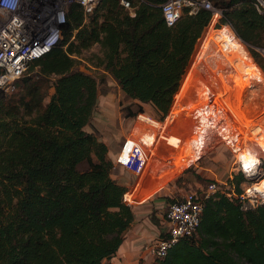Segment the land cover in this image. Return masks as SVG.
<instances>
[{
    "label": "trees",
    "instance_id": "obj_1",
    "mask_svg": "<svg viewBox=\"0 0 264 264\" xmlns=\"http://www.w3.org/2000/svg\"><path fill=\"white\" fill-rule=\"evenodd\" d=\"M165 1L130 0L131 10L121 0H99L90 13L71 3L58 43L32 61L16 80L17 90L0 88V264H116L110 259L135 214L124 199L127 188L111 175L108 146L97 131L85 129L99 95L112 88L80 66L95 44L102 52L97 64L134 100L123 110L127 118L142 112L144 102L165 115L179 88L192 93L199 60L206 69L202 86L234 109L238 120L245 124L264 114V92L250 94L264 79L263 56L242 41L264 48V7L260 11L257 0H209L222 10L219 25L225 24L212 29L210 23L183 80L213 11L200 6L190 14L187 4L168 25ZM51 79L54 91L45 103ZM262 140L246 139L247 152L264 157ZM245 179L235 173L228 180L236 195L205 201L197 233L211 236L215 247H188L197 234L183 237L148 264H264V205L243 207L238 194ZM150 217L161 226L154 213Z\"/></svg>",
    "mask_w": 264,
    "mask_h": 264
},
{
    "label": "built area",
    "instance_id": "obj_2",
    "mask_svg": "<svg viewBox=\"0 0 264 264\" xmlns=\"http://www.w3.org/2000/svg\"><path fill=\"white\" fill-rule=\"evenodd\" d=\"M98 2L99 0H0V88L6 91L15 88L16 80L28 71L32 61L48 53L58 43L61 37V25L66 20V11L71 3H78L83 7L85 13H90ZM188 2L190 14L196 13L200 6H204L211 9L213 13L222 15V10L215 8L209 0H189ZM121 3L128 9H134L130 0H121ZM161 6L167 24L174 25L183 14L184 0H166ZM256 6L262 11L264 0H257ZM179 90L174 96L169 111L164 115L165 118L170 112ZM186 97L191 98L192 94L187 91ZM200 100L202 104L193 108L194 113H192L193 119H196L197 122L194 126L188 127L189 132L184 136L188 139L191 137L190 144L185 142L186 139L185 141L179 139L178 144L169 143L175 149L178 147L181 153L184 152L182 145L187 144L186 154L193 157V160L206 153L211 146L219 144L229 147L237 158L236 151L233 150L238 147L236 144L240 139L244 146L245 138L248 136L251 138L264 136V127L261 122L250 119L243 124L238 120L235 110L230 109L227 104L217 98L213 91L209 93L206 86H201ZM153 107L156 109L154 105ZM144 112L138 113L133 118L131 132L124 137L113 161L115 165L121 166L127 174L134 178V180H130L132 185L128 186L131 192L125 186L127 191L124 194V199L129 204L133 202L132 195L134 193L141 199L139 201L150 198L155 187L162 183V180L168 178L167 170L160 171L161 173L154 178H148L145 174L152 159L159 151L160 144H164L163 137H166L167 140L169 138L162 135L160 118L158 120L149 112L146 111V114ZM215 117L217 119L213 122ZM178 125L177 123V128H179ZM194 129L197 130L194 131ZM234 131L238 135H234ZM167 132L168 129L165 134ZM190 132L194 133L193 136L190 135ZM150 133H154L156 136L155 143L145 140V137ZM155 160L157 161L156 158ZM171 163V161L167 162L168 165ZM263 165L264 157L255 161L256 170L253 175H258L262 171ZM172 168H176L175 164L170 166L168 173ZM239 168L244 174H248L241 165ZM263 177L264 175L260 179ZM157 178H161L159 182L156 181ZM243 183L242 181L243 191L238 196L245 198L246 194L255 193L252 187L256 182L245 188ZM219 193L229 197L236 195L234 186L229 180L228 183L212 180L201 191H191L181 198L168 202L165 212L164 235L146 243L143 247L144 250L153 257H164L181 238L196 235L205 201L216 197ZM139 201H135V203Z\"/></svg>",
    "mask_w": 264,
    "mask_h": 264
},
{
    "label": "rangeland",
    "instance_id": "obj_3",
    "mask_svg": "<svg viewBox=\"0 0 264 264\" xmlns=\"http://www.w3.org/2000/svg\"><path fill=\"white\" fill-rule=\"evenodd\" d=\"M189 0H184V6L187 5ZM218 13L214 12L213 16L209 22V24L206 26V28L203 31L202 36L198 39L194 52L192 54L191 60L189 62V65L187 67V70L185 72V75L183 77H186L188 74L190 68L192 67V63H195L196 60L195 57H197V54L199 52V47L201 45V41L205 40L206 37H204V34L206 33V30L210 23H212L213 28L219 29L221 28L225 23L220 24V19L222 17L221 14H218L217 17H214ZM214 20V21H212ZM256 25H253L250 27V31L255 28ZM238 35V34H237ZM239 36V35H238ZM203 38V39H202ZM240 39H242L239 36ZM246 48L248 51H252L251 49H254L255 51L258 50L259 53L263 56V65H264V48L257 47V46H250L248 43H246L243 39ZM217 44V43H216ZM102 55V52L100 50V47L98 44H95L91 49L88 51H85L84 55L80 58V66L97 75L99 78L105 77L107 80V84L103 85H109L111 86V91L108 93L104 92L99 95V100L97 107L94 110L93 117H92V124L89 128H93L95 125H98L97 133H103L104 135H112L113 137V143H116L118 145H121V142L125 136V134L130 129L132 118H127L123 110L125 107L130 105L134 100L128 99L125 97L124 92L121 90L120 87L116 86V82L111 77V74L109 70L104 69V66H99L97 63L99 62V56ZM202 59V57L200 58ZM202 60H199L197 62V65L194 67L193 72V78H192V86H190L192 90V97L191 98H185L186 93L182 94L180 92L179 98H175V102L168 113L167 117L163 115L161 111H158L153 107V105L149 102H145L143 104V111H147L152 116H154L156 119L160 118V124L165 123L168 127L167 134L164 133V136H167L169 140H167L166 137H163L164 144H160V149L157 152L156 156L154 158L157 159L156 166L153 168L148 167V170L146 171V175L148 178H154V176H157L162 171H166V173L169 172L170 166L175 164V167L177 164H179V168L173 172V174L168 175V178L165 180H162V183L158 184L154 189V194L152 193L151 196L153 201L150 202V204H153L152 202H157L158 207L153 206L151 212L148 214L151 216L153 213L158 218V221L161 220V225L166 228V220H165V212L167 208L168 202L181 198L184 194L199 190L201 191L203 188L206 187V185L212 181L217 180L220 183H228V179L231 178L232 175L235 173L242 172L239 168V161L238 159H244L246 160V157L244 158L242 151L236 152V156L232 153V151L227 147L225 144H219L216 146H211L210 149L206 151V153L202 154L200 157L195 158L193 160V157L191 158L190 155L186 154V147L185 144H183V153H181V150L176 147V149L171 146V144H178L179 139L182 140L186 139L185 142L189 143L191 142V137L188 139L184 136L189 132L188 127L194 126V124L197 122L196 119H193V108H196L197 106L202 104V101L200 100V90L202 86V77L200 74L202 73V70H206L204 65L202 64ZM199 63V64H198ZM34 73L37 72V68L33 71ZM198 73V74H197ZM195 77V78H194ZM207 78V77H206ZM53 81L54 79H51L48 95L44 99V102L47 103L50 100V96L54 91L53 87ZM208 81V78L207 80ZM256 80L253 82L255 84ZM109 83V84H108ZM182 83V82H181ZM182 85V84H181ZM180 85V86H181ZM189 89V88H188ZM13 90H17V87L8 90L7 92L10 93ZM238 92V91H237ZM264 92V79L261 81V87L258 88H252L250 87V94L256 98L260 93L262 94ZM175 106L178 108H175ZM175 110V114L173 112ZM177 110V111H176ZM181 111V112H180ZM144 112V113H145ZM180 114V117H173L176 114ZM146 114V113H145ZM262 116V115H261ZM260 116V117H261ZM136 117V116H135ZM165 118V119H164ZM252 121V120H251ZM253 121L263 122V118H255ZM179 124L177 128L176 124ZM263 124V123H262ZM97 127V126H96ZM96 129L92 132H95ZM191 136H193V132H190ZM246 137V136H245ZM100 139V137H98ZM246 139V138H245ZM264 142V140H262ZM184 143V142H183ZM190 149V148H189ZM247 152V148L245 150ZM245 152V153H246ZM250 154L249 156H251ZM196 157V156H194ZM257 157V156H256ZM185 158H189V160L186 162L184 160ZM261 157H259L260 159ZM193 161H190V160ZM155 161V159H154ZM171 161V164H167V162ZM183 161V162H182ZM250 165L253 167H250V170H256L255 167V160L252 158L249 161ZM262 171L258 173V175H251L250 177L247 176L248 174H244L247 180L243 181L244 188L248 185L253 184L254 182H258L261 180L260 178L264 175V165L261 167ZM113 171V170H112ZM161 171V172H160ZM148 172V173H147ZM112 175V174H111ZM129 182L130 180H134L133 177H131L128 174ZM161 178H157V182L160 181ZM132 184V183H131ZM125 186V185H124ZM128 187V186H127ZM128 191H130V187H128ZM243 188V187H242ZM153 190V189H152ZM243 191V189H242ZM131 192V191H130ZM132 194V193H131ZM133 202H130L131 204H135V201L141 200L138 196H135V193L132 195ZM240 197V196H238ZM241 198V197H240ZM242 199V205L243 207H249V206H257V205H264L263 202H261L259 196H257V193L254 194H246L245 198ZM132 201V200H131ZM159 228V227H158ZM213 239L220 240L219 237H214ZM188 247L198 248L201 247L204 250L208 247H215L214 241L212 240L211 236H202L200 233L196 235L195 240L191 242V244ZM243 264H250L248 261H243Z\"/></svg>",
    "mask_w": 264,
    "mask_h": 264
},
{
    "label": "crops",
    "instance_id": "obj_4",
    "mask_svg": "<svg viewBox=\"0 0 264 264\" xmlns=\"http://www.w3.org/2000/svg\"><path fill=\"white\" fill-rule=\"evenodd\" d=\"M217 16H218V14L215 15V17H217ZM212 29H213V26H212ZM207 34H208V30H207ZM208 39L209 38H207L206 41H208ZM205 44H207V42H205ZM113 80L115 81L114 78H113ZM98 100H99V98H98ZM261 118H263L262 123H263V127H264V114L261 117H259V119H261ZM132 124L133 123H131L130 129L125 134V136L131 132ZM160 126L163 129L162 135H164V133L167 131L168 127L166 126L165 123H163L162 125L160 124ZM89 127H90V125H86L85 129L87 131H90V132H92V129H93V131L95 129L97 131V129L99 128L98 125H95L92 129ZM98 136L100 137V140L105 142L106 145L108 146V155L114 161L115 154L119 150L120 145L113 143L114 140H113L112 135H107V134L104 135L103 133L101 134L98 132ZM249 137L250 136H248V138ZM248 138H246V139H248ZM246 139H245V141H246ZM145 140L147 142L152 141V143H155L156 136L154 135V133H150L145 137ZM236 146H238V147L234 148V150H233L236 152H238L239 150H243L244 148L246 150V148H247L246 144H244V146H243V142L241 139L239 140V143L236 144ZM154 159H152V163L149 165L150 168H153L155 166L154 162L156 160L154 161ZM184 160H186V162H187L189 160V158H185ZM178 168H179V164H177L176 168H174V169L172 168L170 173H167V175L173 174V172H175ZM112 177L114 179H116L117 182H119L123 186L124 185L125 186H129V185L131 186L132 185L129 182L127 172L121 166L114 164L113 171H112ZM152 197L153 196H151L148 199H144L142 201L136 202L135 204H131L133 207V210H134V214H135L134 221L132 222V225L124 233V241L122 242L118 251L112 256L110 261H112L116 264H148V263L153 261L154 257L151 254L147 253L143 247L146 243H149L150 241L154 240L155 238H158L159 236H161V234H162L161 232H164L166 228L163 227L162 225L157 226L155 223L152 222L151 217L148 215L151 212V210L153 209L152 208L153 206L158 207L157 202L156 203L152 202L153 204H150V202L154 200V199H152Z\"/></svg>",
    "mask_w": 264,
    "mask_h": 264
},
{
    "label": "bare ground",
    "instance_id": "obj_5",
    "mask_svg": "<svg viewBox=\"0 0 264 264\" xmlns=\"http://www.w3.org/2000/svg\"><path fill=\"white\" fill-rule=\"evenodd\" d=\"M239 151L244 152L243 153V156H244V158L246 157V160H244V159H238L241 167H243V169L245 171H247V173L249 175H253V173L255 172V170H250V167H253L252 165H254V164L250 165V162H246V161H249L252 158L255 161H257V160H259V156L257 154H254V153H248V152H246L245 151V148L243 150H239ZM250 154H252L251 155L252 157L249 156ZM156 163L157 162L155 161L154 162L155 166H156ZM252 189L258 194V196L260 197L261 201L264 203V177L261 180H259L258 182L254 183Z\"/></svg>",
    "mask_w": 264,
    "mask_h": 264
}]
</instances>
